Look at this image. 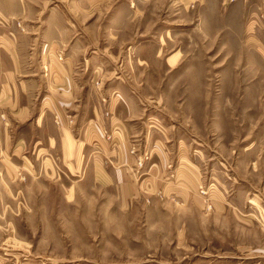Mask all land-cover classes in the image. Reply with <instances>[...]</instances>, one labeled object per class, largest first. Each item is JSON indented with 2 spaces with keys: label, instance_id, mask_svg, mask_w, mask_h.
Returning <instances> with one entry per match:
<instances>
[{
  "label": "rangeland",
  "instance_id": "374dc122",
  "mask_svg": "<svg viewBox=\"0 0 264 264\" xmlns=\"http://www.w3.org/2000/svg\"><path fill=\"white\" fill-rule=\"evenodd\" d=\"M84 1L43 0L72 27L68 38H89L100 17L95 38H102L107 57L99 63L105 70L89 78L96 92L116 82L131 85L132 95L146 102L141 122L162 114L177 128L174 138L160 140L169 159L165 180L146 173L160 161L150 140H139L133 169L124 175L92 161L69 170L60 148L34 147L37 136L57 128L49 115L40 131L35 118L6 124L0 110V264H264V55L249 42L251 35L264 40V0H246L249 11L238 0L232 38L220 36L198 3L135 0L134 10L133 0H110L108 10L81 18L77 5ZM224 1L203 4L220 13ZM129 18L137 26L121 25ZM123 36L129 39L110 42ZM139 44L143 57L154 48L159 55L140 62L132 86L125 55ZM175 52L169 62L180 59L172 68L167 57ZM110 97L104 93L101 101ZM66 146L73 149L70 137Z\"/></svg>",
  "mask_w": 264,
  "mask_h": 264
},
{
  "label": "crops",
  "instance_id": "0c3cea01",
  "mask_svg": "<svg viewBox=\"0 0 264 264\" xmlns=\"http://www.w3.org/2000/svg\"><path fill=\"white\" fill-rule=\"evenodd\" d=\"M109 1L96 0L92 3V0H85L79 3L77 6L83 11L81 18L89 15L94 9L108 10ZM244 1V5L247 4L244 10L249 11L250 3ZM134 2L135 0L131 7L136 10V6H133ZM183 2L187 3V7L191 2L198 3L200 12H204L203 17L212 18L216 22L215 26L220 27V36L232 38V10L237 9L241 2L225 0L223 5L225 7L222 10L224 12L220 13H214L220 11L217 6L206 8L203 0H181V3ZM46 10L47 14H45ZM99 18L90 28L89 38H68L67 31H71L72 27L62 21V15L57 9L46 8L43 0H0V110L8 115L6 124H25L35 118L36 128L40 131H44L43 124L49 115L53 123H57V128H53V132L46 137L43 133L37 136L34 147L38 152L60 148V158L69 170L84 169L89 161H92L95 168L104 169L105 166H110L115 171L124 172V175L133 169L132 166L136 161L134 152L136 146H139V140L143 139L146 142L150 140L152 153L158 158L155 160L160 159V161H152L146 173L154 171L156 174L153 176L157 182H164L165 178L161 176L166 174L168 152L162 153L159 150L162 147L160 140L174 138L177 128H174L172 123H166L162 114L153 115L151 119L141 122L140 119L146 111L141 109L140 103L146 102L142 101L140 95H132L131 85L116 82L114 87L105 92L94 90L91 83L92 76H97L101 70H105L99 63L107 57L103 52L107 47L106 45L103 47V43L100 42L102 38H95L98 37V27L101 26ZM129 19L121 25L137 26L135 18ZM18 22L20 25L17 24ZM76 34L78 35V32ZM124 37L127 36L110 42L117 43L129 39ZM249 42L256 43L257 48L264 55V40L258 41L251 35ZM140 45L131 47L132 49H129L125 55L126 69L132 76V86L139 80L140 62L149 63V59L156 60L159 55L154 48L152 54L143 57L137 51ZM60 51L64 54L62 61L57 58V53ZM176 54L175 52L167 57V64L172 68L178 64L180 58L175 64H171L169 59ZM108 58L105 62H108ZM45 66L49 67L48 74H45ZM121 72L120 68H113L111 71L116 74ZM46 85L51 87V93L44 94L40 102L37 100L38 96L46 90ZM101 85L102 83L99 82L100 89ZM34 93L36 95H33ZM104 93L111 95L107 103L101 101ZM116 93L120 95L117 96ZM34 96H37L36 100ZM48 97L52 99L54 108L47 105ZM105 135L113 140H107ZM9 137L12 140V135ZM69 137L73 141V149L70 151L66 146V139ZM17 138L18 144L24 149L27 137L21 135ZM5 140L4 142L7 143V138ZM81 146L79 168L77 151ZM132 148L133 150H130Z\"/></svg>",
  "mask_w": 264,
  "mask_h": 264
},
{
  "label": "built area",
  "instance_id": "2783aa9c",
  "mask_svg": "<svg viewBox=\"0 0 264 264\" xmlns=\"http://www.w3.org/2000/svg\"><path fill=\"white\" fill-rule=\"evenodd\" d=\"M18 24L20 25L19 22H18ZM57 58H58L60 61L64 60V54H63L62 51H60V52L57 53ZM44 69H45V74H48L49 67H48V66H45ZM57 122L60 123L58 120H57ZM116 131H117V129H116ZM202 192L205 193V191H202Z\"/></svg>",
  "mask_w": 264,
  "mask_h": 264
}]
</instances>
